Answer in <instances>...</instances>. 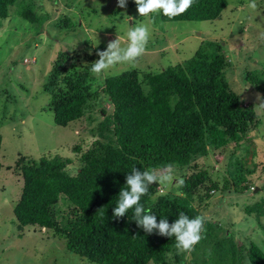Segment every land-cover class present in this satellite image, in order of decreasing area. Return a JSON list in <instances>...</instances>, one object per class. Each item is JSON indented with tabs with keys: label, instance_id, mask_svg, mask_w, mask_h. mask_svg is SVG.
I'll use <instances>...</instances> for the list:
<instances>
[{
	"label": "trees",
	"instance_id": "16d2710c",
	"mask_svg": "<svg viewBox=\"0 0 264 264\" xmlns=\"http://www.w3.org/2000/svg\"><path fill=\"white\" fill-rule=\"evenodd\" d=\"M228 6L227 0H196L181 15L169 18L160 10L159 18L165 23L212 22ZM14 7L19 10L12 11ZM13 15L34 28V46H42L48 14H39L32 0L26 5L20 0H0V20ZM80 26L78 18L68 15L56 23L57 32L67 34L76 33ZM82 43L85 46L79 51H59L52 62L43 86L50 100L43 110L52 111L55 125L64 128L85 116L91 120L98 115L100 120L91 128L87 146L82 142L73 147V160L60 155L18 158L15 171L24 182L14 209L18 232L26 227L50 231L65 238L68 251L90 264H182L184 253L176 247L175 237L146 233L137 226L133 209L122 218L113 217L119 192L127 187L126 176L132 168L160 170L171 163L188 171L184 185L175 187L182 195L162 194L163 188L154 183L140 202L158 222L172 223L180 212L190 218L204 215L195 203H204L219 190L209 166L211 153L239 145L261 123L254 102L248 103L236 90L229 70L240 69L246 91L264 96V67L253 69V58L235 57L243 48L232 54L215 40L203 44L183 64L160 72L132 69L100 82L90 72L97 60L90 53L94 47L89 40ZM3 157L0 131V173ZM12 169L7 166L8 171ZM230 182L224 178V191L230 189ZM260 200L247 205L241 217H254L264 234V198ZM235 216L227 217L229 225L241 222ZM205 229L204 238L192 250L198 255L192 264H264V249L251 238L245 241L247 251L238 245L224 246L221 241L230 234L219 224L207 219Z\"/></svg>",
	"mask_w": 264,
	"mask_h": 264
},
{
	"label": "rangeland",
	"instance_id": "374dc122",
	"mask_svg": "<svg viewBox=\"0 0 264 264\" xmlns=\"http://www.w3.org/2000/svg\"><path fill=\"white\" fill-rule=\"evenodd\" d=\"M20 1L22 5L28 2ZM32 1L39 14L49 16L44 25L42 37L46 41L42 46H34L35 30L21 16L0 20V131L4 154L1 159L4 168L0 173V264H90L68 251L65 238L54 236L50 231H34L33 227H26L18 232L14 215L24 185L22 176L15 171L18 158L40 159L60 155L73 160V147L89 142L93 135L90 130L100 120L98 115L91 120L85 116L64 128L55 125L52 111L48 108L43 110L50 100L43 86L58 52L79 51L85 46L82 42L89 40L94 47L90 53L96 55L98 49L105 50L109 41L117 37L122 47L127 46L128 31L143 23L149 26L151 33L145 53L133 62L134 66L132 63H118L107 72L94 75L100 82H104L108 75H119L132 69L160 72L183 64L203 44L215 40L222 42L225 52L234 54L243 48L244 51L235 57L253 58V69L264 67V0H257L256 10L248 7L249 0H227L228 8L215 21L173 23L161 21L160 11L155 15L140 16L135 0H127L125 8L117 6L118 0ZM64 14L80 20L81 26L76 33L57 32L56 23L65 17ZM228 77L235 79L236 90L246 96L248 103L254 102L261 123L254 126L239 145L231 144L222 152L211 153L209 166L213 169L212 178L219 182V190L211 192L212 197L204 203L196 202L195 205L208 220L219 224L230 234V237L222 239L224 246L238 245L246 250L248 244L245 241L251 238L250 242L261 244L264 249V234L252 219L254 217H241L247 205L264 198V96L246 91L243 84L245 74H240V69L231 68ZM19 118L21 121L15 123L14 119ZM7 166L13 169L8 171ZM176 170L182 178L188 172L187 169ZM225 177L231 181V187L224 191ZM160 186L164 190L162 194L177 192L175 182ZM246 186L257 187L250 191L245 189ZM231 213L236 215L235 219L238 214L241 222L229 217L237 223L229 225L227 217ZM183 253L182 264H192L198 258L192 251L181 250L180 254Z\"/></svg>",
	"mask_w": 264,
	"mask_h": 264
},
{
	"label": "clouds",
	"instance_id": "9594fccd",
	"mask_svg": "<svg viewBox=\"0 0 264 264\" xmlns=\"http://www.w3.org/2000/svg\"><path fill=\"white\" fill-rule=\"evenodd\" d=\"M195 2L196 0H135L140 16L146 17L162 10L163 15L169 18L185 13ZM126 5L127 0H118V7L125 8ZM257 6V0H249L248 7L250 9L256 10ZM150 35L149 26L141 23L128 31L127 46H121L119 37L109 41L105 50L96 52L99 58L92 63L90 72L99 75L118 63H132L134 66L133 62L145 53ZM173 182L177 187L185 183L178 174L176 166L171 163L163 166L160 170L132 168L126 176L125 185L127 187H123L119 192L118 202L113 209V217L122 218L129 209H133L134 220L138 227L148 234L158 231L161 236L175 237L176 247L182 251L190 252L204 238L207 217L201 214L190 218L184 212H180L178 218L172 223H169L167 219H160L158 222L157 216L152 210L146 209L140 202L141 198L148 194L150 185L158 183L167 186ZM177 195H182V193L177 192Z\"/></svg>",
	"mask_w": 264,
	"mask_h": 264
}]
</instances>
